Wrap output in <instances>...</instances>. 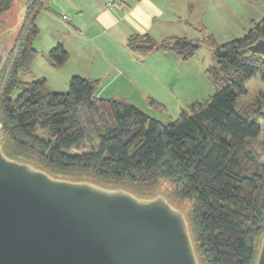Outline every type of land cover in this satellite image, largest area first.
<instances>
[{
  "label": "trees",
  "instance_id": "16d2710c",
  "mask_svg": "<svg viewBox=\"0 0 264 264\" xmlns=\"http://www.w3.org/2000/svg\"><path fill=\"white\" fill-rule=\"evenodd\" d=\"M15 0H0V17ZM20 28L0 71L1 148L6 157L33 164L54 177L86 180L150 197L160 181L168 199L190 202L186 216L199 264H254L264 233V91L236 109L245 84L264 62L245 49L264 39V15L240 38L217 45L171 37L160 42L132 34L126 48L141 56L171 52L189 60L205 44L213 66L204 74L211 97L194 102L168 123L153 120L125 100L96 98L97 81L73 76L65 94L43 78L24 83L37 55L33 41L42 0H26ZM46 58L55 69L67 63L61 45ZM19 89L15 99L11 94ZM151 109L163 105L147 100ZM263 133L256 152L251 141ZM182 204V203H181Z\"/></svg>",
  "mask_w": 264,
  "mask_h": 264
},
{
  "label": "water",
  "instance_id": "95a60500",
  "mask_svg": "<svg viewBox=\"0 0 264 264\" xmlns=\"http://www.w3.org/2000/svg\"><path fill=\"white\" fill-rule=\"evenodd\" d=\"M9 50L0 42V71ZM245 52L264 62V39ZM1 140L0 264H199L186 212L163 194L54 177L6 157Z\"/></svg>",
  "mask_w": 264,
  "mask_h": 264
},
{
  "label": "crops",
  "instance_id": "0c3cea01",
  "mask_svg": "<svg viewBox=\"0 0 264 264\" xmlns=\"http://www.w3.org/2000/svg\"><path fill=\"white\" fill-rule=\"evenodd\" d=\"M42 1L44 6L46 0ZM77 1L79 6L75 8L65 6L64 3L57 6L59 9L62 7L70 19L72 17L69 22L70 27H66L65 30L66 39L72 41L65 44L67 42L56 40L47 47H40V50L33 47L44 57L57 45H61L69 56L67 63L61 67L62 70H66L65 80H61L60 84L57 83L55 88L50 85L49 91L65 94L69 79L77 76L99 83L95 93L96 98L125 100L131 105L135 98L146 102L151 99L150 97L156 99L151 91H162L160 86L168 79V69L173 66L183 67L188 64V60L183 61L171 52H153L148 56L130 52L125 46L130 35H149L156 42L171 37L187 39L172 33L182 31V24L191 30H198L201 27L205 29L203 24L205 18L204 16L201 18L204 15L202 12L204 4L231 3L232 5L235 2L240 7L239 12H247L245 15L250 21H254L252 14L256 10L251 0ZM226 9L232 13L231 8L226 7ZM213 11L216 19L221 20V10L213 8ZM86 13L89 14V22L83 27L84 22L81 18ZM256 14L261 16L263 12L256 10ZM254 23L256 22H252V25ZM223 26L233 27L232 24L227 23ZM190 40L197 41V39ZM30 73L31 71L21 76L22 82L28 83L34 80ZM143 105L146 106L144 102Z\"/></svg>",
  "mask_w": 264,
  "mask_h": 264
},
{
  "label": "rangeland",
  "instance_id": "374dc122",
  "mask_svg": "<svg viewBox=\"0 0 264 264\" xmlns=\"http://www.w3.org/2000/svg\"><path fill=\"white\" fill-rule=\"evenodd\" d=\"M26 0H15L9 11L4 13L0 17V42L5 45L6 50L11 47L12 37L15 35L17 30L20 28L23 16L26 8ZM54 1V2H53ZM254 4V8L263 14L257 15L256 10L252 14L254 21H250L245 15L247 12H239V5L235 2L229 4H204L202 5V12L204 15L205 29L203 27L198 30H191L183 26L182 31H173L177 37H185L187 40L197 39V41H204L207 36H211L215 44L223 45L234 39L242 37L251 27L252 22H259L264 15V0H251ZM60 3H64L65 6L75 8L78 5L77 0H65L60 2L59 0H46L44 2L43 10L39 12L36 17L35 25L38 30V35L34 39L33 47L40 50V47H47L49 44L56 42V40L68 42L67 35L65 33L66 27H70L69 15L64 12L62 7L59 9L57 6H61ZM79 6V5H78ZM231 8V12L226 9ZM45 8H47L45 10ZM213 8L221 10V20H217ZM215 10V9H214ZM236 15V16H235ZM245 15V16H244ZM238 16L240 18H238ZM64 17V19H62ZM83 27L86 22H89V14H85L83 18ZM236 20L235 22H232ZM224 23L232 24L233 27L227 28L223 26ZM185 27V28H184ZM178 32V33H177ZM181 32V33H180ZM188 64L181 67H171L168 69V79L162 86L161 92L151 91L155 94V98L150 97L155 102L164 105L165 111L161 112L155 109L149 108L146 100L142 101L139 98L133 99V105L140 110L142 113L147 115L149 118L160 121L162 123H168L175 120L178 114L187 108L194 102H200L208 99L214 93V88L204 75V71L213 66L212 51L210 48L202 44L201 47L195 52V54L188 60ZM30 75L34 79L44 78L46 80V87L55 88L57 83L60 84L61 80H65L66 70L53 68L46 56H41L38 52L33 64L31 66ZM200 72V73H199ZM64 77V78H63ZM49 84V87H48ZM58 90L60 87H57ZM148 88V87H146ZM149 89V88H148ZM246 95L237 99L235 108L238 109L241 106L249 103H253L264 91V84L261 82L259 77H254L245 84ZM68 85L64 92L67 93ZM20 93L19 89H16L12 94L11 98L15 99ZM64 94V93H63ZM148 98V97H146ZM143 102L146 106L143 105ZM147 107V108H146ZM261 128L264 130V123H260ZM263 133L250 144L253 146L256 152H260L259 143L262 141ZM260 160L264 161V156H260ZM171 186L167 181H160L154 194H163L167 198L169 192H171ZM182 203V204H181ZM180 204H176L179 208L187 212L190 208V202L182 200Z\"/></svg>",
  "mask_w": 264,
  "mask_h": 264
},
{
  "label": "built area",
  "instance_id": "2783aa9c",
  "mask_svg": "<svg viewBox=\"0 0 264 264\" xmlns=\"http://www.w3.org/2000/svg\"><path fill=\"white\" fill-rule=\"evenodd\" d=\"M62 19H64V17H62Z\"/></svg>",
  "mask_w": 264,
  "mask_h": 264
}]
</instances>
